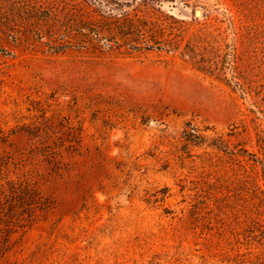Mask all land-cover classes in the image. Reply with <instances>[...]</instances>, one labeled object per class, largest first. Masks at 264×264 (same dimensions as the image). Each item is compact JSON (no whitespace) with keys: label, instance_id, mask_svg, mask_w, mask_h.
Listing matches in <instances>:
<instances>
[{"label":"rangeland","instance_id":"rangeland-1","mask_svg":"<svg viewBox=\"0 0 264 264\" xmlns=\"http://www.w3.org/2000/svg\"><path fill=\"white\" fill-rule=\"evenodd\" d=\"M85 1L0 0V184L48 203L0 220V264L256 263L261 166L227 152L261 157L264 0H87L183 21L214 73L156 49L54 52L55 20Z\"/></svg>","mask_w":264,"mask_h":264},{"label":"trees","instance_id":"trees-1","mask_svg":"<svg viewBox=\"0 0 264 264\" xmlns=\"http://www.w3.org/2000/svg\"><path fill=\"white\" fill-rule=\"evenodd\" d=\"M144 1L146 2V0ZM98 5L99 3L86 0L84 8L86 15L73 14L55 20L58 23V28L55 38L50 41L52 44L50 48L54 52H64L75 47L101 54L120 53L123 49L126 51L156 49L173 54L178 52L184 62L191 64L198 71L207 73L219 71L216 56L212 55L213 51L204 44V38L201 35L194 36L181 48L183 21L168 15L165 16V19H170L171 22L162 21L158 16L162 12L151 6L113 14L102 12ZM1 22L5 26L9 23L7 19H3ZM185 137L187 141L193 142L192 138H196L189 130L185 131ZM257 142L261 157L250 153L244 147L238 151L243 154L233 151L227 153L232 158L243 156L245 172H248V165L251 168L260 165L264 180V136L259 135ZM6 186L7 189L0 184V213H4V217H6V219L0 218L3 223L9 222L10 216L17 211H20V215L27 213L31 216L32 210L42 211L48 207V203L42 201L39 193L28 184L7 180ZM261 193L264 197V189L261 190ZM248 233L249 236L257 238L264 247L263 223H256L248 230ZM254 264H264V253L263 257Z\"/></svg>","mask_w":264,"mask_h":264},{"label":"water","instance_id":"water-1","mask_svg":"<svg viewBox=\"0 0 264 264\" xmlns=\"http://www.w3.org/2000/svg\"><path fill=\"white\" fill-rule=\"evenodd\" d=\"M196 14H197V15H199V14H200V12H199V11H197V12H196Z\"/></svg>","mask_w":264,"mask_h":264}]
</instances>
